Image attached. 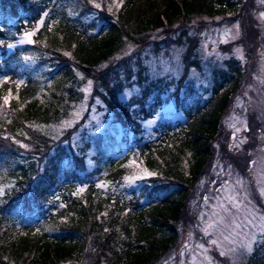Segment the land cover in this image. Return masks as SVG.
Returning <instances> with one entry per match:
<instances>
[{
	"label": "trees",
	"instance_id": "1",
	"mask_svg": "<svg viewBox=\"0 0 264 264\" xmlns=\"http://www.w3.org/2000/svg\"><path fill=\"white\" fill-rule=\"evenodd\" d=\"M105 2L0 0V264H152L179 242L187 201L213 168V143L246 75L242 61L232 56L212 69L206 96L193 88L174 92L185 118L162 117L145 136L144 121L170 100L163 97L169 84L149 80L145 60L135 54L187 42V63L201 70L192 57L197 41L185 39L188 28L229 12L239 16L246 0H109L114 9ZM45 12L50 16L33 42L10 51L7 46ZM247 16L251 20L242 23L261 35ZM156 31L163 36L153 39ZM127 43L136 50L116 58ZM89 81L128 136L98 151L90 169L86 146L62 144L71 130L60 138L51 128L84 98ZM135 84L139 93L122 100L121 92ZM256 121L247 136L262 131ZM247 154L233 160L238 167ZM139 169L151 175L139 178L130 194L101 190L100 183L123 184ZM210 177L213 182L217 174ZM14 213L17 220H10ZM245 264H264V242Z\"/></svg>",
	"mask_w": 264,
	"mask_h": 264
},
{
	"label": "rangeland",
	"instance_id": "2",
	"mask_svg": "<svg viewBox=\"0 0 264 264\" xmlns=\"http://www.w3.org/2000/svg\"><path fill=\"white\" fill-rule=\"evenodd\" d=\"M105 1L109 9H114L110 6L109 0ZM115 2L117 0H112L111 4L115 5ZM94 3L99 6L102 4ZM244 9L246 17L241 12L236 17L229 12L226 16L202 19L200 21L202 24L198 28L196 24L188 28L185 39L189 37L188 42L190 39L197 41V48L193 50L195 54L192 57L199 59L201 70L187 63L184 53L192 46L187 47V42L181 46L170 43V48L161 50L159 53L146 49L143 50L145 52L139 50L135 54L138 58L145 60L149 80L162 77L169 84L166 86L168 88L164 89L163 97L170 96V100L157 111L154 118L144 121L145 136L153 134V128L162 117L173 118V121L185 118L176 107L174 92L178 91L180 95H183L187 88H193L198 92L205 91L211 83L212 69L223 66L224 62L232 56L242 61L246 72L241 90L234 96L232 106L224 115L221 125L223 133L213 143L215 153L213 168H210L209 172L202 177L200 184L187 201L183 220L179 222L181 231L179 242L162 253L152 264H245L249 254L238 258L220 255L223 248L232 247L220 234L223 225L218 221L221 216L226 215L220 205L231 207L227 199L229 195L238 193V198L242 200L247 193L248 200L251 201L250 207L255 208L258 214H264V196L260 193V189L264 188V17L260 15L264 13V0H246ZM47 14L37 21L33 28L24 30L15 42L9 44L11 47L7 46L8 49L12 51L17 46L29 44L28 38L25 37L26 32L34 33L31 36L33 42L34 35L50 16L49 13ZM247 15L251 16L255 22L254 27L260 30L261 35L255 36L256 30L252 31L249 23H242V21L251 20ZM41 20L43 23H40ZM161 36L163 33L159 31L152 35L153 39L161 38ZM179 36L181 37V33L174 34L176 40L180 38ZM135 50L132 43H127L116 58H122L123 55ZM181 78L183 81L179 82ZM93 87L92 83L87 82L83 86L84 98L72 107L67 119L51 127L56 137L60 138L65 132L71 130V135L63 140V145L75 147L78 144L87 147L85 162L89 169L94 167V156L98 151H108L113 142L117 145L124 142V137H128L121 124L114 122L111 112L105 107L103 101L93 95ZM139 91L140 87L135 84L131 88H125L120 97L128 101ZM208 94L209 92H204V96ZM252 118L257 120L256 123L261 122L262 131L252 130L247 136L244 131L249 129ZM245 153H248L247 158L239 163L238 167L234 161L244 159ZM241 171H245L247 175H243ZM146 173L149 172L144 169L136 170L128 176L129 179L119 185L102 182L101 190L109 194L128 195L139 178L148 176ZM215 173L216 179L213 182L209 181L210 176L216 175ZM237 179L243 181V188L236 185ZM57 196L56 200L60 198ZM232 211L235 212V209ZM237 215L243 219L244 212L241 211ZM17 217L18 214L15 213L8 215L10 220H17ZM256 223L259 224V221ZM209 224H213V227L209 228ZM185 226H187L186 231H184ZM250 230L257 232L254 249L255 245L264 242V236L259 234L258 229L250 226L245 227L243 232ZM225 234L228 233L225 232ZM213 239L220 242V247L211 243ZM236 239L238 243L242 241L243 233ZM199 245H203V248L198 247ZM73 263L91 264L88 260Z\"/></svg>",
	"mask_w": 264,
	"mask_h": 264
},
{
	"label": "snow or ice",
	"instance_id": "3",
	"mask_svg": "<svg viewBox=\"0 0 264 264\" xmlns=\"http://www.w3.org/2000/svg\"><path fill=\"white\" fill-rule=\"evenodd\" d=\"M122 2V0H121ZM99 7V5H96ZM45 16H47V12L44 13ZM261 17H264V13L260 14ZM40 23H43V20H41ZM34 33L32 32H26L25 37L28 38V42L31 43V36ZM11 47V45H9ZM239 51V50H238ZM89 84H91V81H89ZM5 103H8V98L6 97L4 100ZM68 123V122H66ZM239 131V129H237ZM22 147H26V145H21ZM148 175H151V173H146ZM135 178V177H134ZM125 179H129V177H125ZM236 185L240 186V188H243V181L240 179H237ZM4 191L3 188H0V194H2ZM80 191H83V189H80ZM235 191V189H233ZM260 193L262 196H264V188L260 189ZM228 202L231 207H227L223 204L220 205L222 211L226 214L225 216H221L218 223L223 225V230L221 231V236H223V240L227 241L232 247H226L223 248L220 251L221 256H229L232 257H240L245 254H250L254 244L257 241V232L256 231H248L243 232V229L245 227H251L253 229H258L259 234L261 236H264V214H258L257 210L253 207H250L251 201L248 200V195L245 193L243 199L238 198V193L235 195H229L227 197ZM232 209H235V212L232 211ZM243 211L244 216L243 219L240 218L237 213ZM256 221H259V224L256 223ZM209 228L213 227V224L208 225ZM241 231H237V230ZM227 232L228 234H225ZM241 233H243L244 239L237 242L236 237L240 236ZM213 245H216L217 247H220V242L216 239H213L211 241ZM198 247L203 248V245H199ZM207 251V249H204Z\"/></svg>",
	"mask_w": 264,
	"mask_h": 264
}]
</instances>
